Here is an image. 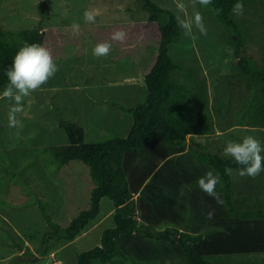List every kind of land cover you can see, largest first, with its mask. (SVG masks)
<instances>
[{"label":"trees","instance_id":"16d2710c","mask_svg":"<svg viewBox=\"0 0 264 264\" xmlns=\"http://www.w3.org/2000/svg\"><path fill=\"white\" fill-rule=\"evenodd\" d=\"M236 2L212 0L205 7L222 29L231 77L236 79L235 97L224 107L236 105L228 117H223L221 102L212 104L206 75L192 73L171 54L182 29L177 15L153 0H136L148 13L144 20L88 24L80 26L78 34L71 24L0 29V92L7 84L5 72L25 42L47 47L54 61L70 53L88 54L95 61H132L144 79V100L132 105L111 100L131 118L126 136L111 134L86 141L79 126L59 122L67 145L42 151L50 153L58 167L72 162L85 167L90 180L88 206L64 227L52 220L45 205L39 206L51 228L43 234V244L50 239H75L97 217L100 200L106 197L113 205V226L102 232L99 245L78 253L75 264H155L164 252L178 256L184 264H229L225 260L234 256L264 254V208L241 210L231 199L232 178L225 169L241 166L193 140L216 134V126L219 133L250 126L264 140V24L255 32V19L247 21L233 13ZM241 2L264 10V0ZM118 29L127 33L123 43L110 40ZM106 40L112 44L109 55L94 56L93 47ZM9 157L1 153L0 164L7 165ZM209 170L221 177L217 192L223 205L198 187V179ZM5 188V176L0 174L3 195ZM212 209L214 216L209 220L207 213ZM21 260L16 255L9 264H21Z\"/></svg>","mask_w":264,"mask_h":264},{"label":"rangeland","instance_id":"374dc122","mask_svg":"<svg viewBox=\"0 0 264 264\" xmlns=\"http://www.w3.org/2000/svg\"><path fill=\"white\" fill-rule=\"evenodd\" d=\"M153 1L177 16L184 15L178 13L176 0ZM183 2L189 16L194 10L201 12L207 34L194 28L189 37L182 30L171 54L192 73L206 75L212 104L221 102L223 117H228L236 105L228 110L224 107L226 101H233L237 84L231 77L233 71L222 42V29L204 6L197 3L193 9L192 0ZM85 10L96 13L94 23L85 22ZM147 15L136 0H0V29L74 22L80 26H102L140 21ZM239 16L247 21L255 19V32L263 29L264 10L244 6ZM54 62L58 67L55 75L25 98L24 111L18 116L22 128L8 127L11 102L0 98V154L12 156L7 159V165L0 164V174L5 176L6 183L5 194L0 191V264H9L16 255L22 259L21 264H75L77 254L99 245L102 232L113 226L112 202L103 197L97 217L75 239L68 242L50 239L43 244L42 236L51 228L39 206L45 205L52 220L64 227L78 210L88 206L90 180L80 163L58 167L51 154L42 150L67 145L59 123L62 120L79 126L86 141L111 134L126 136L131 118L115 108L111 100L128 105L138 102L144 92L143 76L132 61H95L88 54L70 53ZM125 75L135 76L118 80ZM213 118H217L214 110ZM218 131L220 128L216 126V134L193 137V140L209 152L223 156L228 141H239L247 135L256 137L264 146L258 130L250 126L234 127L224 133ZM239 171L231 173L232 201L241 210L264 208V171L254 178L242 177ZM225 261L264 264V254L234 256ZM154 263L184 264L178 256L165 252Z\"/></svg>","mask_w":264,"mask_h":264},{"label":"clouds","instance_id":"9594fccd","mask_svg":"<svg viewBox=\"0 0 264 264\" xmlns=\"http://www.w3.org/2000/svg\"><path fill=\"white\" fill-rule=\"evenodd\" d=\"M207 7L212 4V0H192V7L195 9L196 4ZM176 9L178 13L184 14L177 16L179 27L183 34L191 37L195 28L201 34L206 35L207 29L204 24V18L200 11L194 10L189 16L187 5L183 0H176ZM243 3L241 0L233 6V13L237 16L243 14ZM219 14V9L215 10ZM85 22L94 23L96 13L91 10H85L83 14ZM74 33L78 34L80 25L74 22L71 25ZM127 33L121 29L114 31L111 41L123 43ZM112 44L106 40L99 42L93 47V55L96 57L107 56L111 52ZM58 71V67L53 60L50 50L40 43L25 42L16 52L10 67L6 70L7 84L0 92V98L7 99L11 102L8 112V127L22 128L23 124L18 118L19 114L24 111L25 98L33 92L40 89L46 84ZM224 155L231 157L237 165H240V176L256 177L264 171V146L259 139L252 135L244 136L239 141H228L224 147ZM225 173L231 175L232 169L226 168ZM221 182V177L214 170L207 171L198 181V187L208 196L214 198L216 202L223 205L224 201L217 192V185ZM215 210H209L207 218L211 220Z\"/></svg>","mask_w":264,"mask_h":264}]
</instances>
